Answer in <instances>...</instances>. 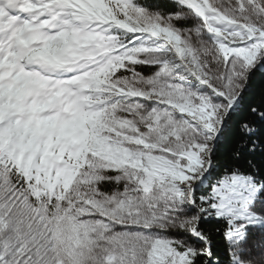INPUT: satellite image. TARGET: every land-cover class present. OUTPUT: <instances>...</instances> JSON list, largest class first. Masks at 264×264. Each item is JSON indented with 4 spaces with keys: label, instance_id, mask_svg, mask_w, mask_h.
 <instances>
[{
    "label": "snow or ice",
    "instance_id": "6c2138e0",
    "mask_svg": "<svg viewBox=\"0 0 264 264\" xmlns=\"http://www.w3.org/2000/svg\"><path fill=\"white\" fill-rule=\"evenodd\" d=\"M0 264H264V0H0Z\"/></svg>",
    "mask_w": 264,
    "mask_h": 264
}]
</instances>
